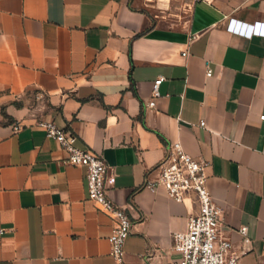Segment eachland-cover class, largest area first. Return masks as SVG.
<instances>
[{"label": "crops", "instance_id": "0c3cea01", "mask_svg": "<svg viewBox=\"0 0 264 264\" xmlns=\"http://www.w3.org/2000/svg\"><path fill=\"white\" fill-rule=\"evenodd\" d=\"M231 19L264 23V0H0V264H115L86 169L41 122L107 164L133 222L125 264L178 262L173 234L198 207L146 188L173 142L209 163L240 264H264V37Z\"/></svg>", "mask_w": 264, "mask_h": 264}, {"label": "built area", "instance_id": "2783aa9c", "mask_svg": "<svg viewBox=\"0 0 264 264\" xmlns=\"http://www.w3.org/2000/svg\"><path fill=\"white\" fill-rule=\"evenodd\" d=\"M227 31L249 39L264 37V23L243 25L231 19ZM212 76L213 71L208 68L207 77ZM164 80L159 77L154 82L153 97L146 109L156 107ZM259 119L264 122V114ZM200 126L205 127V122L201 121ZM39 127L47 138L57 141L68 153L66 164L86 169L88 200L113 223V232L108 238L110 255L115 264H125V245L132 233L133 222L127 211L108 195V166L104 159L90 150L78 148L77 137L53 122H41ZM208 168V162L195 159L184 151L181 143L173 142L167 146L163 160L156 167L160 173L158 182L147 183L146 188L153 193L163 188L171 200L177 203L192 201L198 207L189 218L186 230L173 234L172 250L179 256L177 264H240L239 255L233 252L231 241L222 232L223 211L209 190ZM246 232L247 228L241 229V233ZM2 233L0 231V235Z\"/></svg>", "mask_w": 264, "mask_h": 264}]
</instances>
